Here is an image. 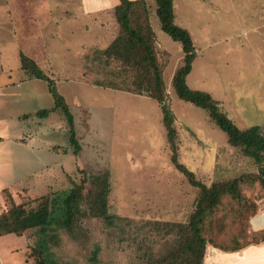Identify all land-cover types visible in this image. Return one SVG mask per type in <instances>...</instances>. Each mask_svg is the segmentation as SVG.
Instances as JSON below:
<instances>
[{
	"label": "rangeland",
	"instance_id": "obj_1",
	"mask_svg": "<svg viewBox=\"0 0 264 264\" xmlns=\"http://www.w3.org/2000/svg\"><path fill=\"white\" fill-rule=\"evenodd\" d=\"M145 2L178 160L206 185L257 173L253 159L228 142L205 109L176 95L171 80L183 62L181 45L161 29L155 0ZM174 4L175 20L196 50L187 85L209 92L240 129L258 125L264 133V0ZM106 12L86 11L82 0H0V213L11 206L8 193L15 204L35 207L40 195H61L85 175L108 172L112 217L107 223L84 214L71 233L58 222L42 235L34 228L0 235V264H34L28 253L42 236L53 264H147L181 242L198 190L170 160L158 102L128 90L132 69L101 54L120 33L113 12ZM20 53L64 96L80 145L76 154L63 116L35 115L53 99L44 80L19 68ZM240 193L239 199L224 196L206 219L204 256L211 246H243L264 232L251 223L264 213V184L244 180Z\"/></svg>",
	"mask_w": 264,
	"mask_h": 264
},
{
	"label": "trees",
	"instance_id": "obj_2",
	"mask_svg": "<svg viewBox=\"0 0 264 264\" xmlns=\"http://www.w3.org/2000/svg\"><path fill=\"white\" fill-rule=\"evenodd\" d=\"M155 12L159 18L161 29L174 40L180 42L183 62L172 76V85L178 98L206 110L208 116L228 136V142L239 146L242 152L253 159L257 165V173H245L239 177L215 181L206 185L199 181L193 171L178 160L177 131L174 127V114L166 101L165 83L162 69L158 63L155 44L156 36L150 26L149 10L145 0H119L114 6L113 14L120 27V33L104 49L101 54L110 59H117L132 69L134 86L130 91L145 92L151 99L158 102L162 114V124L166 130V140L170 150V160L174 167L182 173L189 184L197 188L195 207L189 215L187 223L182 226L180 244L168 255L153 259L147 264H202L204 250L208 240L204 235L206 219L221 204L224 196L239 199L240 183L244 180H259L264 184V133L261 127L254 125L240 129L220 108V102L203 90L190 88L186 77L191 71L196 50L191 35L186 28L175 22L173 0H155ZM19 68L30 78L42 79L47 83L48 92L53 99L51 108H43L35 112L36 116L46 117L52 111L63 116L68 129V141L76 154L80 145L76 137L74 118L68 104L60 94L53 78L41 70L37 63L28 55L20 53ZM116 88V87H115ZM23 118L29 114H23ZM8 192L6 188L3 189ZM109 173L100 172L85 175L80 183L72 182L71 187L61 195L49 193L36 198L35 207H26L23 203L15 204L11 195V206L0 213V235L13 233L22 235L28 229H36L41 235L54 223H60L67 232H73L77 219L88 214L100 217L112 223L108 213ZM83 206L85 208H83ZM45 236L28 253L34 264H53L41 244ZM264 240V232L254 236L252 243L231 248H219L232 251L249 244Z\"/></svg>",
	"mask_w": 264,
	"mask_h": 264
},
{
	"label": "crops",
	"instance_id": "obj_3",
	"mask_svg": "<svg viewBox=\"0 0 264 264\" xmlns=\"http://www.w3.org/2000/svg\"><path fill=\"white\" fill-rule=\"evenodd\" d=\"M82 3L86 11L87 8H101L102 10L105 7L107 9L106 13H110L113 12L114 6L119 3V0H82ZM174 12L176 18L175 4ZM203 264H264V240L232 251L211 246L205 253Z\"/></svg>",
	"mask_w": 264,
	"mask_h": 264
},
{
	"label": "bare ground",
	"instance_id": "obj_4",
	"mask_svg": "<svg viewBox=\"0 0 264 264\" xmlns=\"http://www.w3.org/2000/svg\"><path fill=\"white\" fill-rule=\"evenodd\" d=\"M254 228L264 227V213H260L251 219Z\"/></svg>",
	"mask_w": 264,
	"mask_h": 264
}]
</instances>
